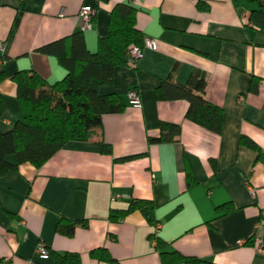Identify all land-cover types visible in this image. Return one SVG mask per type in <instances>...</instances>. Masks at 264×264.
I'll return each instance as SVG.
<instances>
[{
    "label": "crops",
    "instance_id": "1",
    "mask_svg": "<svg viewBox=\"0 0 264 264\" xmlns=\"http://www.w3.org/2000/svg\"><path fill=\"white\" fill-rule=\"evenodd\" d=\"M121 2L138 9L136 27L156 49H144L135 68L115 67L111 84L90 82L99 93L119 95L125 107L103 115L89 140L69 142L40 167L22 163L0 176V264H53L51 257L37 255L40 242L55 252L78 253L81 264H162L158 240L167 251L217 264H264V160L239 142L246 136L264 154V30L248 23L251 5L0 0V132L22 118L17 72L34 71L48 83L66 73L54 55L38 49L79 32L78 11L88 6L96 13L82 34L95 51L108 33L111 9ZM191 77H203L204 97L223 109L219 134L185 118L187 101L156 97L163 80L186 83ZM132 88L139 108L129 102ZM161 122L179 124L180 134L171 142H149ZM100 141L112 154L102 152ZM127 156L135 157L117 160ZM130 199L152 203L157 234L138 210L110 220V211L126 208ZM61 218L77 223L71 237L57 231ZM98 247L114 261L90 257Z\"/></svg>",
    "mask_w": 264,
    "mask_h": 264
},
{
    "label": "trees",
    "instance_id": "2",
    "mask_svg": "<svg viewBox=\"0 0 264 264\" xmlns=\"http://www.w3.org/2000/svg\"><path fill=\"white\" fill-rule=\"evenodd\" d=\"M234 1L251 5L248 23L264 30V0ZM198 7L205 9L208 5L198 2ZM137 11L138 9L130 3L121 2L114 5L109 14L108 33L98 39L95 51L88 50L81 31L40 47L39 51L54 55L60 66L66 70L61 80L48 83L34 71H19L13 76L22 118L17 120L10 130L0 132V176L17 169L22 163L40 167L69 142L89 140L94 129L100 127L103 115L124 110L125 106L119 95L99 93L90 87V82L97 80L102 84H111L115 67L128 66L126 56L129 49L142 46L144 37L136 27L135 21ZM257 85L258 80L252 79L250 90L256 91ZM205 86L203 77H191L186 83L167 78L160 83L155 93L159 100L187 101L185 118L219 134L222 129L223 109L204 97ZM4 110L5 105L0 93V117ZM180 130L179 124L161 122L159 135L148 138V141L171 142L178 137ZM239 142L257 151L264 160V154H261L256 143L250 138L242 135ZM100 144L103 153L112 154L109 144L104 141H100ZM10 155H13V161L8 160ZM134 157L127 156L117 160ZM136 210L140 211L149 223H156L152 203L143 199H130L126 208L110 211L109 218L118 221ZM76 224L75 221L61 218L56 229L60 234L71 237ZM156 246L160 250L162 264H217L197 257L184 256L177 251H167L159 240L156 241ZM47 249L53 264H81L80 255L76 252L59 253ZM89 255L104 262L114 261L107 250L101 247L90 250Z\"/></svg>",
    "mask_w": 264,
    "mask_h": 264
},
{
    "label": "built area",
    "instance_id": "3",
    "mask_svg": "<svg viewBox=\"0 0 264 264\" xmlns=\"http://www.w3.org/2000/svg\"><path fill=\"white\" fill-rule=\"evenodd\" d=\"M95 9L88 7V6H82L79 11H78V19H79V24H80V31L84 32L92 27V21L93 17L95 16ZM144 49H151L155 50L156 49V43L153 39L145 37L143 39V44L142 46H133L129 49L128 54L126 56V63L128 67H133L136 66V63L138 60L141 58L143 54ZM4 43L2 40H0V66L4 64ZM128 99L130 104L133 107H141V102H140V97L138 90L136 88H132L128 91ZM154 233L157 234L158 231L160 230V224L155 223L154 224ZM36 253L38 256L45 258L48 256V249L43 243H39L36 249Z\"/></svg>",
    "mask_w": 264,
    "mask_h": 264
},
{
    "label": "rangeland",
    "instance_id": "4",
    "mask_svg": "<svg viewBox=\"0 0 264 264\" xmlns=\"http://www.w3.org/2000/svg\"><path fill=\"white\" fill-rule=\"evenodd\" d=\"M11 156H13V155H10L9 157H11Z\"/></svg>",
    "mask_w": 264,
    "mask_h": 264
}]
</instances>
